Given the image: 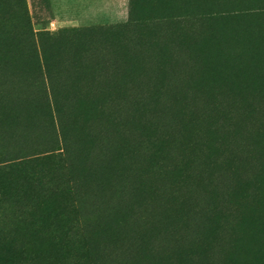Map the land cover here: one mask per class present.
I'll return each mask as SVG.
<instances>
[{
	"label": "rangeland",
	"instance_id": "obj_1",
	"mask_svg": "<svg viewBox=\"0 0 264 264\" xmlns=\"http://www.w3.org/2000/svg\"><path fill=\"white\" fill-rule=\"evenodd\" d=\"M58 117L72 159L45 153ZM249 121L264 126V0H129L125 24L92 28L54 25L48 0H0V134L40 147L24 167L44 179L24 192L0 165V264H264V154L231 174ZM63 223L81 227L71 247Z\"/></svg>",
	"mask_w": 264,
	"mask_h": 264
},
{
	"label": "trees",
	"instance_id": "obj_2",
	"mask_svg": "<svg viewBox=\"0 0 264 264\" xmlns=\"http://www.w3.org/2000/svg\"><path fill=\"white\" fill-rule=\"evenodd\" d=\"M152 3L155 2V0H151ZM48 6H49V0H48ZM50 8V7H49ZM51 105L54 104L53 100H50ZM57 102L55 101V104ZM103 107V105H102ZM251 122V123H250ZM248 124V127H245ZM51 125L53 127V129H55L56 131H58L57 136H55L53 138L52 141H49V139H47L48 136L44 137V146H46L45 149V153H54L56 156L59 157H63L65 159H69V156H71V159L73 157V149H71L68 145H67V141H63V139H60V129L62 128V118L58 117V118H53L51 120ZM245 127V133H244V137H242V139L240 138L239 142L235 145V149L239 150L241 152H243L247 158L244 159V167L238 168V169H232L233 171L231 172V174H243V173H247L249 171H252V162H250L248 159V157H253L255 155H262L264 154V144L262 145H258V138L261 134L260 131H262V129L264 130V126L262 124V122L260 121H249L247 123H245V125L241 126V128L243 129ZM237 129H240L239 126L237 127ZM247 129H250L251 132H248ZM221 130L229 132V130L233 132V127L229 126V127H221ZM205 132V130H203ZM202 137L204 138V142L201 145V150L199 153H197L195 155L196 160L194 161L196 163V166H198V172L196 171L194 173V178H196V190L198 191L199 189H202L203 187H200L202 181H206L208 180L207 178H202V176L205 177H211V180L213 179V173L212 171L210 172H206V173H201V171L199 172V170H202L201 168V164L204 165L205 164V157H203L204 153H210V155H214L215 152L218 150V147L214 146V142L213 141V132H211L210 130L208 132H206L205 134L202 132ZM225 134V135H224ZM235 134V133H234ZM229 135V133H223V136L227 137ZM246 135V136H245ZM20 138H23L22 135H19ZM9 137L8 134H0V165L5 166V168L9 171L8 174L10 175H14V176H21L20 177H14L13 181H10V184L13 185H18L19 181H17L16 179L22 180L20 181L22 183L21 185V190H23L24 192L31 189L32 185L34 184V180H36V182H40L43 179L42 174L43 171H40L42 173H38L35 174L30 173L27 171V169L24 167V165L27 163V161L30 160V158L33 156L34 151L37 152L36 150H38L40 147L34 146V148L29 147L24 148L22 145L18 144V143H10L9 141ZM241 141L243 143H241ZM105 142V141H104ZM183 147L181 149V153H185L186 151H190L191 150V141H183ZM226 144V147L228 148L230 146L229 142L227 141V139L224 141ZM106 143V142H105ZM194 152H196V150H194ZM230 152V151H229ZM228 152V153H229ZM231 153V152H230ZM184 156H181L180 159L178 160L179 164H182V159ZM105 159V157L102 156V160ZM129 159H131L129 157ZM20 161V162H19ZM4 168V169H5ZM192 166L189 168L191 169ZM183 173L185 174V167L183 166V169L179 172V176H180V181L178 182V184L174 187V194L181 193L182 189L181 186L182 184L187 181L189 178L185 175H183ZM226 174V173H225ZM177 175V176H178ZM32 176V177H31ZM233 176H229L228 178L231 179ZM221 183L224 181H228L227 179H220ZM0 189H2V186L0 184ZM208 198V196H203ZM237 201V199H235L233 197V202L235 203ZM93 216H88L85 215L83 217L80 218L83 230L86 231V227L88 224H90L93 221ZM79 231H81V227H78L77 224L75 225H70L68 223H63V224H59L57 226V229L55 230L54 233V238L65 246L67 247H71V245L73 244L74 240L78 237H80ZM84 249V248H83ZM75 250L77 251H82V249H77L75 248ZM85 255L81 254H75L74 257H72L71 260L77 262L80 258H84L85 262L89 261V257L91 256L90 253H87L84 249ZM135 255V253L133 254ZM33 260V259H30ZM104 264V263H103Z\"/></svg>",
	"mask_w": 264,
	"mask_h": 264
},
{
	"label": "crops",
	"instance_id": "obj_3",
	"mask_svg": "<svg viewBox=\"0 0 264 264\" xmlns=\"http://www.w3.org/2000/svg\"><path fill=\"white\" fill-rule=\"evenodd\" d=\"M77 6L89 7L93 12L74 11ZM54 25L67 28H92L122 25L129 18V0H49Z\"/></svg>",
	"mask_w": 264,
	"mask_h": 264
}]
</instances>
